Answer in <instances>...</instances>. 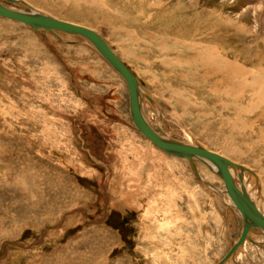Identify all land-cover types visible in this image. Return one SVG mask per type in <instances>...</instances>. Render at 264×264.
<instances>
[{
  "label": "rangeland",
  "instance_id": "rangeland-1",
  "mask_svg": "<svg viewBox=\"0 0 264 264\" xmlns=\"http://www.w3.org/2000/svg\"><path fill=\"white\" fill-rule=\"evenodd\" d=\"M0 1L100 33L151 126L244 166L264 213V0H134L129 34L93 8ZM196 167L211 186L137 129L126 81L88 39L0 16V264H218L243 219L221 176ZM255 237L224 264H264Z\"/></svg>",
  "mask_w": 264,
  "mask_h": 264
},
{
  "label": "water",
  "instance_id": "water-1",
  "mask_svg": "<svg viewBox=\"0 0 264 264\" xmlns=\"http://www.w3.org/2000/svg\"><path fill=\"white\" fill-rule=\"evenodd\" d=\"M21 1V0H20ZM19 3L18 0L14 1ZM24 3V2H23ZM0 16H6L10 19L23 22L36 30H62L68 33L79 34L87 38L99 53L108 61V63L124 78L127 83L130 99V112L137 129L143 133L149 140L157 145L161 150L169 154L186 158L192 162L196 173L203 183L210 185L199 174L196 164L199 159L211 162L217 167V173L224 180L229 195L234 201L235 206L243 216V231L239 240L228 251L226 256L218 263L224 264L233 253L249 238L250 228L252 232L264 234V214L257 208L256 204L245 192V189L237 187L230 166H235V162L229 158L212 151L199 144L186 143L175 140L170 137L165 138V134L157 132L145 117L142 107V96L140 95L141 82L130 67L120 58L114 48L103 38L100 33L92 28L70 23L40 12H27L8 8L0 3ZM239 179H242L239 177ZM211 186V185H210ZM220 191V190H219ZM221 192V191H220ZM259 229H258V228ZM261 230V231H259Z\"/></svg>",
  "mask_w": 264,
  "mask_h": 264
},
{
  "label": "bare ground",
  "instance_id": "bare-ground-1",
  "mask_svg": "<svg viewBox=\"0 0 264 264\" xmlns=\"http://www.w3.org/2000/svg\"><path fill=\"white\" fill-rule=\"evenodd\" d=\"M50 1V0H49ZM53 1V0H52ZM0 3L1 4H3L1 1H0ZM48 3V2H47ZM57 3H58V5L56 6V7H49V5H47V7H48V9H49V11H50V13L52 12V13H57V14H66V13H68L69 15H71V16H74V15H80L81 13H77V12H75V11H79V8L80 7H82V6H84L86 9H88V10H90V8L92 9H95L96 10V12H95V14H94V17H97V19L99 20V21H102L103 20V22H106L107 24L109 23V24H112V26L114 25H116V27H115V29H117V30H121L122 32L124 31L125 33L126 32H128V34L130 33L129 31H130V29L132 28V25H131V23H130V19H129V17H130V15H132V13H134L135 11H137L136 10V6H135V1L134 0H57ZM69 3H73V6H71L72 8L70 9L71 11H66V10H64V8H63V4L64 5H67V4H69ZM49 4V3H48ZM62 4V5H61ZM4 6H7V5H5V4H3ZM8 8H11V7H9V6H7ZM144 7V6H143ZM11 9H14V8H11ZM15 10H19V9H15ZM47 10V9H46ZM144 10V9H143ZM22 11H24V10H22ZM139 11V10H138ZM178 11V10H177ZM49 16H51V15H49ZM82 16H84V15H82ZM2 17H4V16H2ZM6 17V16H5ZM75 17H77V16H75ZM80 17V16H79ZM79 17H77V18H79ZM6 18H9V17H6ZM147 18V17H146ZM132 20V19H131ZM182 20V19H181ZM71 23V22H70ZM137 23V22H136ZM143 23V22H142ZM142 25V24H141ZM137 26H140V24L139 23H137ZM144 26V25H143ZM147 26V25H146ZM145 26V27H146ZM139 29V28H138ZM49 31V30H48ZM55 31H62V30H55ZM143 31V30H142ZM52 32V31H51ZM63 32H66V31H63ZM139 32V31H138ZM147 32L148 31H145L144 33H143V35L144 36H146L147 35ZM161 32V31H160ZM66 33H68V32H66ZM70 34H73V33H70ZM76 35H79V34H76ZM148 35H150L149 33H148ZM157 35V34H156ZM167 36V35H166ZM129 37H130V35H129ZM87 39V38H86ZM203 39V38H202ZM162 40V39H161ZM176 40V39H175ZM132 41V40H131ZM177 41H178V39H177ZM181 42V41H180ZM130 43V42H129ZM179 43V42H178ZM195 43V42H194ZM174 44V43H173ZM199 44V43H198ZM205 46V45H204ZM153 47V46H152ZM196 47L197 46H195V49H196ZM210 47V46H209ZM212 47V46H211ZM177 48H178V46H177ZM212 49H214L215 50V48H212ZM169 50V49H168ZM171 50V49H170ZM208 51H209V49H207ZM213 50V51H214ZM173 51V50H172ZM203 51H205V50H203ZM212 51V50H211ZM212 51V52H213ZM216 51V50H215ZM190 52V51H189ZM210 53V55H214V53ZM224 52V51H223ZM148 53V52H147ZM191 53V52H190ZM195 53V52H194ZM202 53V52H201ZM200 54V53H199ZM207 54V53H206ZM209 54V53H208ZM216 54V53H215ZM177 55V54H176ZM197 55V54H196ZM198 56V55H197ZM227 56V55H226ZM202 57V56H201ZM209 57V56H208ZM214 57H215V55H214ZM232 57V56H231ZM234 57H235V54H234ZM168 59V58H167ZM210 59H212L211 57H209V61H210ZM180 61H181V59H179ZM218 60V59H217ZM222 60H225V58L224 59H222ZM203 61V64H204V60H201V62ZM220 61V60H219ZM218 61V62H219ZM193 62H194V60H193ZM201 62H198V63H201ZM221 62V61H220ZM228 62V61H227ZM249 62V61H248ZM208 63V62H207ZM230 63V62H229ZM236 62H234V69L236 68V64H235ZM176 65H177V63H176ZM180 65V64H179ZM195 65V64H194ZM201 65V64H200ZM207 65V64H206ZM219 65H221V63L219 64ZM223 65V64H222ZM225 65H227V64H225ZM196 66H198V65H196ZM231 66V65H230ZM173 67V66H172ZM181 67V66H180ZM200 67H202V66H200ZM209 67H212V66H209ZM221 67V66H220ZM226 67V66H225ZM233 67V66H232ZM176 68V67H175ZM195 68V67H194ZM213 68H214V65H213ZM227 68V67H226ZM167 69V68H166ZM189 69V68H188ZM216 69V68H215ZM221 69V68H220ZM219 69V70H220ZM224 69V68H223ZM233 68H232V70H234ZM237 69V68H236ZM240 69V68H239ZM238 69V70H239ZM180 70V69H179ZM191 70V69H190ZM218 70V71H219ZM225 70V69H224ZM228 70H231L230 68H228ZM241 70V69H240ZM259 70V69H258ZM184 71V70H183ZM209 71H211V69L209 70ZM214 71V70H213ZM220 71H222V70H220ZM242 71V70H241ZM241 71H240V73H241ZM243 71H244V69H243ZM250 71V70H249ZM208 72V71H207ZM227 72V71H226ZM225 72V73H226ZM234 72V71H233ZM236 72H238V71H236ZM236 72L234 73V74H236ZM246 72V71H245ZM252 72V71H251ZM259 72V71H258ZM205 73V72H204ZM210 73H212V72H210ZM229 73V72H228ZM246 73H248V72H246ZM189 74V73H188ZM194 74V73H193ZM213 74V73H212ZM212 74H211V76H212ZM238 74V73H237ZM243 74V73H242ZM252 74V73H251ZM153 75V74H152ZM215 75V74H214ZM228 75V74H227ZM232 75V74H231ZM261 75V74H260ZM156 76V75H155ZM198 76V75H197ZM203 76V75H202ZM225 76V75H224ZM233 76H235V75H233ZM239 76V75H238ZM244 76H246V75H244ZM154 77V76H153ZM193 77V76H192ZM231 77V76H230ZM204 78V77H203ZM207 78V77H206ZM210 78V77H209ZM218 78V77H217ZM158 79V78H157ZM184 79V78H183ZM227 79V78H226ZM235 79V78H234ZM260 80H261V82H263L264 83V73L262 74V78H259ZM167 80V79H166ZM195 80V79H194ZM205 80V79H204ZM255 80V79H254ZM219 81V80H218ZM257 81V80H256ZM210 82V81H209ZM229 82V81H228ZM255 82V81H254ZM253 82V83H254ZM188 84V83H187ZM261 84V83H260ZM201 86V85H200ZM256 87V86H255ZM262 87H264V86H262ZM169 89V88H168ZM169 90H171V89H169ZM211 90V89H210ZM180 91V90H179ZM209 93V92H208ZM140 95H141V93H140ZM142 96V95H141ZM255 96H257V95H255ZM224 97V96H223ZM234 97V96H233ZM263 97V96H262ZM148 98V100L150 101V102H152V98H151V96H149V97H147ZM189 98V97H188ZM222 98V97H221ZM218 101V100H217ZM235 102V101H234ZM258 102H260V101H258ZM144 101H143V98H142V107L144 108ZM230 103V102H229ZM185 104V103H184ZM260 104V103H259ZM192 105V104H191ZM258 105V104H257ZM262 105V104H261ZM260 105V106H261ZM264 105V104H263ZM227 106V105H226ZM223 107H225V106H223ZM228 107H230L229 105H228ZM231 107H232V104H231ZM234 107V106H233ZM232 107V108H233ZM238 108V107H237ZM256 109H257V106L255 107ZM263 108V107H262ZM238 109H241L240 107L238 108ZM249 109V108H248ZM250 109H251V107H250ZM252 109H254V108H252ZM255 109V110H256ZM227 110V109H226ZM243 110V109H242ZM263 110V109H262ZM248 111H251V110H248ZM247 111V112H248ZM263 112V111H262ZM236 113H237V111H236ZM241 112H239L238 114H240ZM259 114V113H258ZM260 114H261V112H260ZM263 115V114H262ZM259 116H261V115H259ZM257 114H256V117H259ZM261 118H262V116H261ZM134 121V120H133ZM256 121V120H255ZM149 122V121H148ZM149 124L151 125V123L149 122ZM232 125V124H231ZM229 126V125H228ZM246 127V126H245ZM236 128V127H235ZM241 129V128H240ZM262 129V128H261ZM238 133V132H237ZM238 135V134H237ZM246 135V134H245ZM165 138H168V137H165ZM238 138V137H237ZM170 139V138H169ZM226 139V138H225ZM151 141V140H150ZM209 142V141H208ZM216 145V144H215ZM247 145V144H246ZM157 146V145H156ZM217 146V145H216ZM158 147V146H157ZM164 151V150H163ZM166 152V151H165ZM219 154H221V153H219ZM224 156V155H223ZM226 157V156H225ZM200 160H202V161H204V159H200ZM231 160V159H230ZM209 165H210V167H211V169L212 170H214L215 172H217V167L215 166V165H213L211 162H208V161H206ZM247 170V172L249 171L248 169H246ZM230 171L232 172V174H233V177H234V181H235V183H236V185H237V187H239L240 189H242V188H244L245 189V192L249 195V197L253 200V202L256 204V206H257V208L261 211V209H260V207H259V203H257V201H256V198H255V195H254V193H256V192H254V193H252V187H251V185L249 184V180L247 179L248 177H247V175H246V171L244 170V166H242V165H239V164H235V166H230ZM239 177L240 178H242V179H239ZM223 182H224V180H223ZM224 185H225V183H224ZM47 187V186H46ZM52 191V190H51ZM34 192V191H33ZM32 192V193H33ZM38 192V191H37ZM227 197H228V199L230 200V202H231V204L239 211V209L235 206V204H234V201H233V199L231 198V196L229 195V193H228V190H227V188H226V186H225V188L223 189V191H222ZM36 193V192H35ZM54 193V192H53ZM19 194V193H18ZM17 194V195H18ZM25 194H27V193H25ZM20 195V194H19ZM22 195H23V193H22ZM34 195V194H33ZM54 195V194H53ZM26 196V195H25ZM24 196V197H25ZM23 197V198H24ZM32 201V200H31ZM41 202V201H40ZM32 203V202H31ZM33 206V205H32ZM41 206V205H40ZM36 208V207H35ZM34 208V209H35ZM32 209H33V207H32ZM36 209H38V208H36ZM240 212V211H239ZM261 213H263V211H261ZM240 214H241V212H240ZM264 214V213H263ZM241 216H242V214H241ZM242 219H243V216H242ZM243 223H244V221H243ZM244 226V225H243ZM258 228V227H257ZM259 229V228H258ZM242 231H243V229H242ZM259 231H261V230H259ZM262 232V231H261ZM252 233H255V232H252V230H251V228H250V233H249V238L239 247V248H241L242 246H244V244L246 243L247 244V242H248V240L250 239V237H251V235H252ZM264 233V232H263ZM242 234V233H241ZM241 236V235H240ZM257 236H259L258 238L257 237H255V238H257V240L258 241H256V243L255 242H253L254 243V245L258 248V246L260 245L261 246V244H259L260 243V241H261V237H264V235L262 234V233H260V235L259 234H257ZM240 238V237H239ZM239 240V239H238ZM237 240V241H238ZM236 241V242H237ZM263 241V240H262ZM262 243V242H261ZM263 244V243H262ZM238 248V249H239ZM90 249V248H89ZM94 249V248H93ZM237 249V250H238ZM236 250V251H237ZM95 251V250H94ZM235 251V252H236ZM235 252L233 253V255L235 254ZM92 254H93V251H92ZM99 255V254H98ZM232 255V256H233ZM232 256L230 257V259L232 258ZM88 260H90V258H87ZM92 259V258H91ZM229 259V260H230ZM97 260V259H96ZM86 261V260H85ZM88 263V262H87ZM89 263H91V260L89 261ZM88 263V264H89ZM226 263H227V261H226Z\"/></svg>",
  "mask_w": 264,
  "mask_h": 264
}]
</instances>
